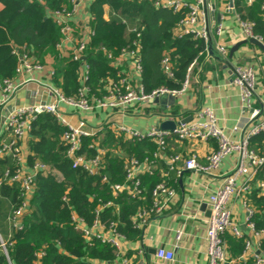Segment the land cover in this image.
Instances as JSON below:
<instances>
[{"label":"built area","instance_id":"built-area-1","mask_svg":"<svg viewBox=\"0 0 264 264\" xmlns=\"http://www.w3.org/2000/svg\"><path fill=\"white\" fill-rule=\"evenodd\" d=\"M93 1L95 0H70L69 7L49 13L61 35L55 47L59 57L81 61L77 97L65 96L53 82V66L48 67L46 61H37L28 54L25 46L13 47V53L18 55L15 77L0 78V159H10L13 166L12 171L6 169L0 175V186L16 182L24 198L21 206L7 217L8 223L15 229L20 227L21 216L32 194L35 175L46 168L45 164L35 162L27 169L28 153L26 154L21 142L30 134L37 115L48 113L63 127L60 139L66 147L65 154L71 162V168H79L89 175H96L104 169L106 150L100 144L109 136L123 140L148 139L155 145V151L142 160L117 153L123 159L125 176L130 183L110 184L114 195L123 190L128 195L140 194L142 174L152 175L153 167L160 164L167 168V171L161 170L160 173L164 179L151 190V206L148 209H138L131 217L132 227L140 229L142 233L151 219L155 220L163 215L177 194L176 189L164 182L165 177L168 172H175L179 180L181 174L188 170L206 177L200 182V193L209 213L204 218L207 264H264V227L258 228L255 222L256 215L264 217V205L256 207L251 198L253 194L264 197V89L258 88L257 69L248 64L229 67V84L237 89L240 98L242 116L232 128V131L240 132L238 139L224 132L210 107L195 109L186 122H182V115L163 111L149 114L157 122L145 130L126 125L122 119L127 115L147 116L146 109L156 98L165 96L176 99L190 88L199 57L203 53L207 54L208 42H211L216 55L226 65L229 64V46L219 38L221 20L216 22L211 0H137L150 2L155 10L171 12L177 17L171 27L172 36L177 39L184 36L200 39L204 43V49L188 64L180 87L160 86L146 91L141 82V30L133 25L128 28L136 37L131 44L119 49L115 55L107 53L110 66L120 67L122 77L117 82L107 79L103 94L95 96L88 84L90 69L84 59V52L94 33V17L88 12V6ZM226 1L224 11L235 14L236 22L245 38H255L262 42L261 36L254 34V23L241 19L235 12L233 2L230 4L229 0ZM253 2L254 0H245L248 6ZM103 8V18L107 20L111 10L107 5ZM261 9L264 10V0H261ZM122 22L126 23V19L122 18ZM159 67L166 78H175L174 64L169 52L163 53ZM28 84L35 87L29 93L31 101L28 104L18 103V91ZM65 107L79 112L78 117L71 120L70 115L63 109ZM96 110L103 111L105 117L92 125L88 123L85 115ZM166 120L176 123L173 130L159 128L158 124ZM258 136L261 139L255 141L254 138ZM86 138L93 140L84 146ZM208 141H214L215 148L201 161L196 147ZM171 143L177 146L187 143L191 147V153H172L169 151L174 149ZM92 148L95 149V154L87 155L84 150ZM225 158L230 160V167L220 173V166ZM217 177H221V183L212 190L210 184ZM107 180V176L103 175L102 181ZM235 199H238L244 213L242 224L236 220L230 204ZM62 200L66 201L65 195ZM110 205L111 202L98 206L95 209L96 217L88 227L82 218L71 211V224L74 229L82 232L88 243L97 239L114 247L117 257L112 264H132L124 256L128 239L117 230L116 223L104 225L99 221V210ZM180 233L177 232L176 239ZM226 236L242 241V250L237 256L229 250ZM5 246L6 241L0 235V248L4 253ZM136 250L142 256L146 255L142 238ZM154 256L159 264H174V253L170 249L157 246ZM136 264L146 263L140 261Z\"/></svg>","mask_w":264,"mask_h":264},{"label":"trees","instance_id":"trees-1","mask_svg":"<svg viewBox=\"0 0 264 264\" xmlns=\"http://www.w3.org/2000/svg\"><path fill=\"white\" fill-rule=\"evenodd\" d=\"M233 2L241 19L254 23V34L261 36L264 44L261 0H254L247 7L240 6L241 0ZM104 5L111 10L107 20L103 18ZM69 6L70 0H0V78L15 77L18 55L13 53V47L25 46L28 54L41 63L50 56L54 61L53 82L65 96L77 97L81 61L59 57L55 47L61 35L49 15ZM88 12L94 17V33L84 59L90 69L88 84L95 96L103 94L107 79L117 82L122 77L120 67L110 66L107 53L115 55L131 44L136 37L128 28L133 25L141 30V82L146 91L160 86L180 87L188 64L204 49L203 41L192 36L174 38L171 27L177 17L168 11L155 10L148 1L95 0L89 4ZM165 52L171 55L174 79L166 78L160 70L159 62ZM62 131L63 127L48 113L37 115L32 123L28 164L41 162L46 168L35 175L32 194L17 229L8 223L7 217L24 200L20 186L16 182L0 186V235L6 241V253L0 248V264H112L117 257L114 247L97 239L88 243L82 232L71 224V211H74L87 227L90 226L96 217L95 209L108 202L112 205L98 212L101 223L115 222L117 230L128 240L135 241L141 234L140 229L132 227L131 217L138 209L151 206V190L164 179L159 166L153 167L152 175L140 176L141 193L138 195H128L125 190L114 195L109 185L130 183L118 152L124 157L142 160L155 151V145L148 139L123 140L109 136L100 144L106 150L104 169L89 175L79 168H71L66 147L60 139ZM260 139V136L254 138L255 141ZM91 140L86 138L84 146ZM173 147L170 152H179ZM84 151L89 156L95 154L94 148ZM6 169L13 170L10 159H0V175ZM162 170L167 171V168L162 167ZM103 175L107 176V181H102ZM168 175L170 179L164 182L177 189L176 173L168 172ZM64 195L66 201L62 200ZM251 198L256 207L264 205V197L253 194ZM255 222L258 228L264 227L263 216L256 215ZM225 239L235 256L240 254L242 241L230 236Z\"/></svg>","mask_w":264,"mask_h":264},{"label":"crops","instance_id":"crops-1","mask_svg":"<svg viewBox=\"0 0 264 264\" xmlns=\"http://www.w3.org/2000/svg\"><path fill=\"white\" fill-rule=\"evenodd\" d=\"M226 0H215L214 17L215 20H221L220 39L225 41L230 47L235 43L245 40L233 12L224 11ZM233 2V0H232ZM234 5V2H233ZM241 7H247L245 0H241ZM223 15V17H222ZM222 17V18H221ZM229 64H224L219 57L203 53L199 58L198 66L194 69V77L192 78L190 88L186 90L180 97L176 99H160L157 102L152 101L148 109H146L147 116L137 117L132 115L125 116L122 121L124 124L132 126L139 130H145L150 126L156 124L157 119L149 114L170 111L175 114L184 116V118L192 115V112L200 107H210L214 110L218 124L223 128L224 132L229 136L238 139L240 132L232 131L236 122L241 118L240 98L237 89L231 86L229 67L230 65H252L258 72V88L264 89V54L255 45L246 42L241 44L235 50L232 56H229ZM44 60L49 67L54 64L50 56H46ZM55 84V83H54ZM33 84H28L22 87L17 93V101L21 104H28L31 101L30 90L34 89ZM64 111L69 114L71 120L78 117L76 110L65 107ZM81 115H85L80 113ZM156 115V114H155ZM90 124H96L105 117L103 111L96 110L93 113L85 115ZM30 134L22 139V147L29 156L28 141ZM171 145L178 148L180 153L189 155L191 147L187 143L177 146L174 143ZM215 148L214 141L199 144L196 147V153L201 161H204V156ZM194 150V149H193ZM30 165H28L29 170ZM165 165L160 164L158 170L162 171ZM230 167V160L225 158L220 166V173L225 172ZM167 181L170 179L169 175L165 177ZM206 177H201L199 174H194L191 171H184L179 180L178 188L176 189V199L169 204V208L162 216L149 221V224L141 233L142 237L138 240H128L126 243L125 257L131 260L132 264L143 261L146 264H159L156 262L154 250L157 246L164 249H170L174 253V264H207L206 247H205V224L204 218L207 215L206 207L201 208L204 204L201 198L200 182ZM221 183V177L214 179L210 184L212 190L216 189ZM236 220L241 224L244 220V213L238 199L231 203ZM205 206V204H204ZM180 231L179 238L176 239L177 232ZM142 244L146 249V255L142 256L138 253L136 248ZM228 245V244H227ZM228 248L231 252L229 245ZM233 248V247H232ZM154 249V250H153ZM234 254V252H233ZM235 255V254H234ZM237 256V255H236Z\"/></svg>","mask_w":264,"mask_h":264},{"label":"water","instance_id":"water-1","mask_svg":"<svg viewBox=\"0 0 264 264\" xmlns=\"http://www.w3.org/2000/svg\"><path fill=\"white\" fill-rule=\"evenodd\" d=\"M215 0H211V4H212V8L215 9V3H214ZM230 4H232V0H229ZM216 22H219V19L217 17L216 19ZM246 42H249L255 46H257L264 54V44L260 41H258L257 39L255 38H249V39H245L243 41H240V42H237L235 43L233 46L230 47V51H229V56H232L233 52L235 50L238 49V47L241 45V44H244ZM207 50H208V53L209 55H214L216 54L215 50L213 49V46L211 44V42H208L207 44ZM162 100V99H165V96H162L160 98H156L155 99V102H157L158 100ZM170 99H173V98H170ZM190 119V117H186L182 120V122H186ZM175 122L173 120H166V121H162L158 124L159 128L160 129H167V130H173L174 127H175ZM108 177H110L109 173H106ZM179 183H181V180H179ZM205 207L204 204H202L201 208ZM209 213L207 212V215ZM154 250V249H153ZM154 252V251H153Z\"/></svg>","mask_w":264,"mask_h":264}]
</instances>
